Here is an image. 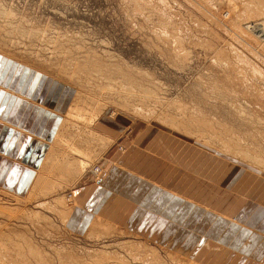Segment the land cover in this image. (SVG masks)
<instances>
[{"label":"rangeland","instance_id":"obj_1","mask_svg":"<svg viewBox=\"0 0 264 264\" xmlns=\"http://www.w3.org/2000/svg\"><path fill=\"white\" fill-rule=\"evenodd\" d=\"M255 2L253 0H249V3L246 0H231L230 3L229 0H0L1 10L10 16L8 18L5 15L6 17L3 16L0 20V54L8 56L10 58L8 60L12 58L20 65L32 68L31 70L51 76L53 80H64L65 83L71 84V81L65 80V77L70 76V79H75L73 84L75 83L78 89V98H83V103L86 104L79 103L81 109L79 111L75 109V114L70 116L72 120L70 131L74 134L81 131V127L83 132L88 129V121H94L100 113L96 112L99 104L101 113L109 112V116L114 112L119 113L121 118L127 121L130 127L127 126V132L123 135V131L118 132L121 137L130 134L132 126H137L142 121L148 124L149 128L158 126L157 128L165 133L167 128L156 121L163 119L167 124H169L168 120L172 119L177 125H186L191 132H200L202 131L200 128L205 127L210 128L212 132L219 128L218 131L223 130L222 132L225 133L230 129L241 134L246 127L238 125L235 129L233 125L235 123L232 122L239 120L234 115V120L228 115L230 111L235 112L232 106L235 102L238 101L237 105L240 103L242 106L246 105V109L249 108L250 115L255 119L261 117L264 120V34L261 37L259 35L262 34L261 32L258 33L255 29L251 31L246 27L250 22L259 21L264 16V12H258L252 7ZM247 3L253 5L248 6ZM84 63L86 65L83 66ZM79 64L81 70L78 69ZM76 65L78 67H75ZM12 70L13 67H8L9 72ZM73 72L77 76L73 75ZM99 73L102 75L101 78ZM105 75L111 77L109 79L111 83L107 82L108 78H105ZM127 76L136 80L138 85L145 84L138 89L141 92L137 91L135 95L126 93L123 87L128 84ZM130 79L127 81L132 82ZM80 80L83 81L79 83ZM73 84L71 85L74 86ZM100 86L101 90L97 89ZM127 88L130 91L129 84ZM148 88L152 89L151 93ZM146 92H149V95ZM63 117L59 133L56 134L57 139H52L51 142L54 151L57 150L60 142L59 148L67 152L70 141H66L67 133L66 135L64 133L69 129L67 127L69 117L68 114H64ZM202 119L208 122V125L205 126L204 121L201 123ZM105 121L111 122L109 118ZM251 128L254 126H250L246 130L248 135H245L250 140L245 138V141L264 151V122L262 135L256 134ZM187 138L195 144L198 143V146L216 152V149L202 142H195L194 138ZM144 139L149 140L147 137ZM184 142L181 148L185 147ZM81 143L84 145L83 142ZM89 143L92 149L90 145L89 147L84 145L90 150L87 153L89 156L83 155L79 158L86 161L85 167L89 162H98L97 168L86 170L84 168L85 172L80 175L82 179L88 174L86 179L88 182L99 179L97 171L101 165H104L102 159L105 156L102 154L104 150L101 149L100 144L92 141ZM119 146L124 148L122 143ZM188 151L191 152L192 158L200 154L199 150L192 147H189ZM227 165L239 166L231 163ZM237 168L242 171L240 166ZM258 168L255 167L256 174L260 173L257 172ZM54 171H50L49 174L47 169L40 170L43 175L48 174L47 178L51 179L52 183L49 182V185L55 183L59 185H53L55 188L49 190L43 189L41 185L36 186L33 192L29 190L25 195L19 194L23 199L14 196L15 192L11 193L0 187V211L15 216L12 217L14 220L12 221L6 215H0L1 225L3 222L10 223L11 228L15 229L9 230L0 225L1 233L11 238L7 239V235L0 233V236H5L0 237L1 252L10 251L15 255L14 257L22 260L19 264H41V261L42 264L43 261L46 264H94L95 262L97 264L100 263L99 258L103 256L107 264H146L147 258L151 261L155 260V254L143 247L147 241L132 233L112 230V232L106 231L107 235L106 232L96 235L97 233L87 230L88 225L82 233L66 227L62 219V214L68 211L65 203L76 192L77 183L81 179L78 176L70 181L71 177H68L67 170ZM220 184L223 186L222 183ZM202 190L205 191L201 193L202 198L215 203L214 205L225 199L218 193H212L210 194L212 201L208 199L209 197L206 198V193L211 192L205 188ZM225 194L227 195V192ZM227 203V208L231 210L232 202L227 200ZM55 208L59 210L55 211ZM152 246L155 247L153 244ZM156 249L161 256L162 264H173L171 252L163 247ZM18 253L24 256L18 257ZM1 257L0 261L6 260L4 256ZM25 257L29 258L25 259ZM180 258L187 262L183 257Z\"/></svg>","mask_w":264,"mask_h":264},{"label":"crops","instance_id":"obj_2","mask_svg":"<svg viewBox=\"0 0 264 264\" xmlns=\"http://www.w3.org/2000/svg\"><path fill=\"white\" fill-rule=\"evenodd\" d=\"M58 81L0 54V187L11 193L31 189L74 99L75 89ZM121 117L100 126L124 148L117 142L105 153L100 183L88 182V174L77 183L72 227L82 233L87 222L102 215L150 239L166 238L170 248L206 263L264 264V175L240 172L237 162L218 152L155 133L142 122L121 137L118 132L123 135L129 127ZM189 147L200 154L192 158ZM203 188L211 192L206 198L218 193L225 199L214 205L202 198Z\"/></svg>","mask_w":264,"mask_h":264},{"label":"bare ground","instance_id":"obj_3","mask_svg":"<svg viewBox=\"0 0 264 264\" xmlns=\"http://www.w3.org/2000/svg\"><path fill=\"white\" fill-rule=\"evenodd\" d=\"M209 1V0H208ZM242 1V0H241ZM250 1H252V0H250ZM254 2H255V0H253ZM137 2V1H136ZM216 2V1H215ZM231 2V0H229V3ZM246 2H248L249 3V0H246ZM247 3V4H248ZM253 5V3H250V4H248V6H252ZM231 6V5H230ZM154 7V6H153ZM237 7V6H236ZM253 8H255L256 10H258V12L260 11L261 13L262 12H264V0H257V2H255V4H254V6H252ZM205 8V7H204ZM250 8V7H249ZM207 9V8H206ZM235 10H236V8H235ZM201 11H203V9L201 8ZM245 11V9H243V12ZM249 11V10H248ZM235 13V12H234ZM158 14V13H157ZM239 14V13H238ZM242 14V13H241ZM245 14V13H244ZM248 14V13H247ZM5 15H7V14H5V13H3V11L1 10V8H0V20L3 18V16H5ZM211 15V14H210ZM240 16V15H239ZM242 16V15H241ZM240 16V17H241ZM6 17V16H5ZM7 17L8 18H10V16H9V14L7 15ZM213 17V16H212ZM231 17V16H230ZM255 17V16H254ZM7 18V19H8ZM208 18V17H207ZM258 18V17H257ZM260 18V17H259ZM243 19H244V17H243ZM256 19V18H255ZM256 21V20H255ZM253 21V22H250L249 24H247L246 25V27H247V29H249V30H253V29H255V31L257 32L258 31V33L259 32H261L262 34H259L260 36L261 35H263L264 34V16L262 17V19L260 18V20L259 21ZM218 22V21H217ZM219 23V22H218ZM239 25V24H238ZM228 26V25H227ZM235 26V25H234ZM240 26V25H239ZM4 27V26H3ZM171 27V26H170ZM240 29V28H239ZM238 30V29H237ZM236 30V31H237ZM242 31H244V30H242ZM212 32V31H211ZM258 35V36H259ZM264 36V35H263ZM179 37V36H178ZM252 37V36H251ZM262 37V36H261ZM256 38V37H255ZM172 39V38H171ZM176 39V38H175ZM257 39V38H256ZM260 40V39H259ZM2 41H3V43H4V38L2 39ZM257 41V40H256ZM257 43V42H256ZM262 44V43H261ZM260 44V45H261ZM203 46V45H202ZM258 47V46H257ZM263 48V47H262ZM181 52H182V50H181ZM3 55V54H2ZM3 56H5V55H3ZM220 56V55H219ZM6 57V56H5ZM7 58H9L8 56H7ZM179 58V57H178ZM187 58V57H186ZM6 59V58H5ZM10 59V58H9ZM12 59V58H11ZM219 59V58H218ZM99 60V59H98ZM231 60V59H230ZM96 61V60H95ZM2 62H3V60H2ZM239 62V61H238ZM101 63V62H100ZM230 63V62H229ZM84 65H86L85 63L83 64V66ZM29 66V65H28ZM97 66V65H96ZM105 66V65H104ZM22 67H24V69L26 70V68H27V66H22ZM75 67H78L77 65L75 66ZM100 67V66H99ZM106 67V66H105ZM32 69V68H31ZM34 69H35V67H34ZM78 69H80V64H79V67H78ZM98 69V68H97ZM101 69V68H100ZM104 68H102V71H104L103 70ZM112 69V68H111ZM242 69V68H241ZM81 70V69H80ZM232 70V69H231ZM100 72H102L101 70H99ZM98 71V72H99ZM106 71V70H105ZM248 71V70H247ZM78 72V71H77ZM80 72V71H79ZM117 72V71H116ZM86 73V72H85ZM88 74V73H87ZM92 74V73H91ZM90 74V75H91ZM94 74H95V72H94ZM94 74H93V76H94ZM96 74H97V72H96ZM100 74V78H101V73H99ZM103 74H104V72H103ZM73 75H76V73L75 72H73ZM82 75V74H81ZM114 75V74H113ZM123 75V74H122ZM77 76V75H76ZM97 76V75H96ZM104 76V75H103ZM106 76V75H105ZM145 76V75H144ZM46 77V76H45ZM48 77H50L51 78V76H48ZM79 77H81V76H79ZM92 77V76H91ZM98 77V76H97ZM129 77H131V76H127V78H129ZM136 77V76H135ZM142 77V76H141ZM255 77V76H254ZM92 78H94V77H92ZM105 78H108V79H106L107 80V82H109V83H111V80H109V79H111V77H108V76H106ZM52 79V78H51ZM83 79V78H82ZM97 79V78H96ZM114 79V78H113ZM130 79V78H129ZM129 79H127V80H129ZM53 80V79H52ZM65 80H70L71 82V84H73V80H75V79H70V76H68V77H65ZM79 80V79H78ZM98 80V79H97ZM100 80V79H99ZM126 80V82H128V84H129V87H130V91H128L127 89V87H128V84L127 85H124V87L123 88H125V91H126V93L128 92V93H131L132 95L134 94H136L137 93V91H138V89H140L142 86H144L145 84H142V83H139V85L135 82L136 80H133V78L132 79H130L132 82H130V81H127ZM237 80H239V79H237ZM53 81H55V80H53ZM83 81V80H82ZM81 80L79 81V83H81L82 82ZM87 81V80H86ZM58 82H60V83H62V84H64V86L66 85H70L71 87H73V89H75V95H74V99L72 100V102L70 103V106L67 108V110L65 111V114H68V119H69V121L67 122V120H66V122H67V124H69V126H67V127H69V129H67L66 130V132L64 133L65 135H66V133H67V140L66 141H70V142H68V143H70V145H69V147H67L69 150L67 151V152H65V150H61V148H59L60 146V142H59V144H58V146H57V150H55L54 151V147H53V143L50 141V147H49V149H48V153L46 154V158L44 159V161H43V163H42V166H41V168L38 170V174H36V179H35V181H34V183H33V187H31V189H30V192L32 191H34V189H36L37 187H40V185L41 186H43V189H48L49 190V188L50 189H52V188H55V187H53V185L51 186V182H50V180H48V178L47 177H49L48 176V174L47 173H49V174H51L50 173V171H54V172H56L57 171V169L58 170H63V172H65L66 170L69 172V174H68V177L71 179L70 181H72V178H74V180H75V178H77L78 176H79V179H81V177H80V175H83V173L85 172L84 171V168H85V170L87 169V168H94V167H98L97 166V163H87V166L85 167V165H86V161H84V160H81V159H79L80 157H83V155H87V153H89L88 151H90V150H88V148H86V147H84V145H87L88 147H89V145H90V148H91V144L89 143V142H94V143H98V144H100L99 146L101 147V149L102 150H104L103 152H102V154L103 155H105V153L108 151V149L109 148H111V147H113L115 144H117V142H119V140H117L116 138H115V136L113 137V136H111L109 133H107V132H103V131H101V128H100V126H102V123L106 120V118H109L110 119V121L111 122H116L117 120V118H118V116H120L119 115V113H115L114 112V114L113 115H111V116H109V112H102L101 113V109H100V104L97 106V109H98V111H96V112H100L99 113V115H97V117H96V119L94 120V121H88V129L87 130H84V132L82 131L83 130V128L81 127V131H79V132H75V134L73 133V132H71L70 130V128H72V120L70 119V116H72V115H74L75 114V112H74V110L75 109H78V111L81 109V107L79 106V103H83V98H78L79 96V93H78V89H77V87L75 86L76 84L74 83L73 85L74 86H72L71 84H67V83H65V81L64 80H59ZM75 82V81H74ZM76 82H78L77 80H76ZM154 82V81H153ZM206 82V81H205ZM52 83V82H51ZM125 83V82H124ZM131 84V85H130ZM80 85V84H79ZM155 85V84H154ZM209 85V84H208ZM102 86V89L104 90V88H103V85H101ZM101 86H100V88H98L97 87V89H100L101 90ZM127 86V87H126ZM136 88H134V87ZM138 86V87H137ZM109 87H112V86H109ZM116 87H117V85H116ZM114 88H115V85H114ZM106 89V88H105ZM113 89V88H112ZM112 89H109V90H111V92L113 91ZM119 89V88H118ZM117 89V90H118ZM144 89H147V88H145L144 87ZM149 89V92L151 93L152 92V89H150V88H148ZM243 89V88H242ZM30 90V89H29ZM51 90V89H50ZM65 90V89H64ZM108 90V91H109ZM234 90V89H233ZM59 91V90H58ZM106 91V90H105ZM107 91V92H108ZM115 91V90H114ZM231 91V90H230ZM249 91V90H248ZM247 91V92H248ZM36 92V91H35ZM111 92H110V94H111ZM138 92H141V91H138ZM149 92L147 93L148 95H149ZM239 92V91H238ZM143 93V92H142ZM237 93V92H236ZM94 94H96V93H94ZM116 94H117V92H116ZM122 94V93H121ZM141 94V93H140ZM217 94V93H216ZM238 94V93H237ZM112 95V94H111ZM143 94H141V96H142ZM224 95V94H223ZM249 95V94H248ZM96 96V95H95ZM98 96V95H97ZM126 96V95H125ZM153 96V95H152ZM217 96H219V94L217 95ZM237 96V95H236ZM143 97H144V95H143ZM125 98V97H124ZM233 98V97H232ZM237 98V97H236ZM238 98H239V96H238ZM258 98V97H257ZM86 99V98H85ZM77 100V101H76ZM144 100V99H143ZM223 100V99H222ZM230 100H232V99H230ZM235 100V99H234ZM237 100V99H236ZM246 100V99H245ZM88 101V100H87ZM219 101H220V99H219ZM225 101V100H224ZM77 102H78V106H77ZM128 102H130V101H128ZM238 102V101H237ZM237 102H235L236 103V105H235V103L232 105L233 106V108H235V112L233 113V112H228V115H230L231 116V118L233 117V115H234V117L235 118H238V120L239 121H234V122H232V123H235V124H233L234 125V127H235V129H237L236 128V126H238V125H240V127H241V125L244 127H246L245 128V130H243L244 132L243 133H241L240 134V132L238 133L237 131V133L235 132V131H233V130H230L229 129V127H227L229 130H227L228 132H222L221 130V132L220 131H218V129L217 130H214L213 132L211 131V130H209L210 128H205V127H203V128H200L202 131H200V132H198V131H194V132H191V130L188 128V127H186V125L184 126V125H180L179 123V125H177V124H175V123H173L174 121H172V119L171 120H168L169 122V124H167V123H165L166 121H164L165 119H163L162 121H160V120H156L158 123H160L161 125H163V126H165V129L167 128V132H165L166 134H175L177 137H179V138H181L182 140L184 139L185 140V138H187V137H189V138H194L196 141L195 142H202V143H204L205 145H208L209 147H211L212 149H216V152H219V154H223V157H227L228 159H230L231 160V162H233V163H236L237 165H239L241 168H245L246 170L248 169V170H250L251 172H253V173H256V169H255V167H259L258 169H257V172L258 171H260V173H262V174H264V151H261L260 150V148L259 147H257V146H252V144H250L249 143V141H248V143L245 141L246 139H248V138H246L245 137V135H248L246 132V130L247 129H249V127L250 126H254V128H251V129H253L252 131L253 132H255L256 134H259L260 133V135H262L261 133H263V122H264V120L261 118V117H257V119H255L254 117H252L251 115H250V111H249V108H247L246 109V105H240V104H242V103H240V104H238L241 108L243 107V109H241L240 107H238L237 108ZM241 102H242V99H241ZM246 102V101H245ZM68 103V102H67ZM122 103V102H121ZM127 103V102H126ZM65 104V103H64ZM83 104H86V103H83ZM211 104V103H210ZM224 104H225V102H224ZM247 104V103H246ZM81 105V104H80ZM138 105V104H137ZM142 105V104H141ZM230 105V104H229ZM235 105V106H234ZM250 105V104H249ZM74 106H76L77 108H75ZM133 106V105H132ZM214 108V107H213ZM220 108V107H219ZM192 109V108H191ZM201 109V108H200ZM224 109V108H223ZM211 110V109H210ZM227 110V109H226ZM228 110H230V109H228ZM223 111V110H222ZM215 112V111H214ZM225 112V111H224ZM78 114H81V113H78ZM94 115V114H93ZM93 115H91L92 117H93ZM229 116V117H230ZM75 116H73L72 118H74ZM226 117V116H225ZM234 117H233V120H234ZM64 118V117H63ZM66 118V117H65ZM169 118V117H168ZM192 118V117H191ZM91 119V118H90ZM211 119V118H210ZM74 120H75V118H74ZM152 122H156L155 120H151ZM203 119H202V122L201 123H203ZM211 121V120H210ZM210 121H209V123H210ZM65 122V123H66ZM152 122H150L151 124H152ZM171 122V123H170ZM205 123H203V124H205V126L206 125H208V122H206V121H204ZM244 122V123H243ZM249 123V124H247V123ZM62 123V122H61ZM149 123V124H150ZM201 123H199V124H201ZM220 123H222V122H220ZM229 123V122H228ZM231 123V122H230ZM229 123V124H230ZM231 123V124H232ZM243 123V124H242ZM143 124V121H142V123H141V125ZM150 124V125H151ZM202 124V125H203ZM213 124H215V123H213ZM228 124V125H229ZM257 124H259V125H257ZM86 125H87V123H86ZM86 125H85V129H86ZM148 125V124H147ZM195 125V124H194ZM256 125V126H255ZM71 126V127H70ZM106 126V125H105ZM128 126V125H127ZM152 126V125H151ZM182 126V127H181ZM191 126H192V123H191ZM197 126V125H196ZM219 126H220V124H219ZM104 127V126H103ZM130 127V126H129ZM153 127V126H152ZM158 127V126H157ZM151 128V130L150 131H154V130H156V129H158L161 133L163 132L164 133V131L163 130H161V129H159V128ZM232 127V126H231ZM182 128V129H181ZM195 128H197V127H195ZM216 127H214V129H215ZM256 128V129H255ZM222 129V128H221ZM232 129H233V127H232ZM78 130V129H77ZM195 130V129H194ZM197 130H199V129H197ZM59 131V130H58ZM57 131V132H58ZM204 131H206V132H204ZM125 132H127L126 130H125ZM156 132V131H155ZM59 133V132H58ZM193 133V134H192ZM204 133V134H203ZM222 133H225V134H222ZM57 134V133H56ZM196 134H199V135H196ZM56 136L57 135H55V137L53 138V139H55L56 138ZM251 136H253V135H251ZM64 137V136H63ZM62 137V138H63ZM202 137V138H201ZM61 138V137H60ZM175 138V137H174ZM204 138H205V140H204ZM246 138V139H245ZM258 138V137H257ZM57 139V138H56ZM55 139V140H56ZM65 139V138H64ZM188 139V138H187ZM59 140V139H58ZM89 140H91V141H89ZM248 140H250V139H248ZM256 140V139H255ZM61 141V140H60ZM97 141V142H96ZM191 141V140H190ZM81 142H83L84 143V145L81 143ZM253 143V142H252ZM63 144V143H62ZM97 144V145H98ZM198 144V143H197ZM96 145V146H97ZM191 145V144H190ZM54 146H56V143H54ZM93 146V145H92ZM120 147V146H119ZM197 148V147H196ZM65 149H66V147H65ZM92 149V148H91ZM92 151V150H91ZM210 151H212V150H210ZM107 154V153H106ZM218 154V153H217ZM87 156H89V155H87ZM105 157V156H104ZM103 157V158H104ZM234 159H237V160H235L234 161ZM239 160V161H238ZM104 164V163H103ZM243 164H245V165H243ZM47 169V176H46V178L47 179H45L44 177H45V175H43L41 172H40V170L41 169ZM262 169V170H261ZM106 168H105V166L103 165H101L100 167H99V171H97V175H99V176H97L99 179L96 181V182H98V183H100V181L103 179L102 177L105 175V173H106ZM96 171V170H95ZM248 172V171H247ZM259 173V172H258ZM259 173V174H260ZM79 181V180H78ZM49 182L51 183L50 185H49ZM39 183V184H38ZM37 184V185H36ZM55 185H56V183H55ZM54 185V186H55ZM57 185H59V183L57 184ZM56 185V186H57ZM37 186V187H36ZM62 186V185H61ZM60 187V186H59ZM45 189V190H46ZM180 189V188H179ZM47 190V191H48ZM55 190V189H54ZM61 190V189H60ZM51 191V190H50ZM11 192V191H10ZM29 192V191H28ZM28 192H26V193H24L23 195H25V194H27ZM16 193V192H15ZM13 194L14 196H16L18 199H23V196L22 195H19V193L17 194ZM44 193H46V192H44ZM30 194H32V193H30ZM47 194V193H46ZM67 194V193H66ZM73 194V193H72ZM29 195V194H28ZM68 196V195H67ZM26 197V196H25ZM63 198V197H62ZM70 198V202L67 200V203H65V204H67V208H68V211H66L65 213H61L62 214V219H63V221H64V224L66 225V227L68 226V227H70L73 231L75 230V231H78V229H76L75 227H72L73 226V222H74V219L76 218V215H77V213H75V209H77V198H75V193L72 195V197H69ZM59 199V198H58ZM65 202V201H64ZM53 205V204H52ZM63 206H64V203H63ZM2 207V206H1ZM51 207V206H50ZM54 207V206H53ZM56 207V206H55ZM65 207V206H64ZM63 207V208H64ZM66 208V209H67ZM11 209V208H10ZM50 209V208H49ZM54 209V208H53ZM0 210H1V208H0ZM57 210H59V209H57ZM56 210V208H55V211H57ZM78 210V209H77ZM1 212V211H0ZM6 215L7 216V218H9V219H13L12 217H15V216H13V215H10V214H8V213H6L5 214V212H1L0 213V215ZM13 214V213H12ZM60 217V216H59ZM232 217V216H231ZM19 218V217H18ZM8 219V220H9ZM36 219V218H35ZM35 219H32V220H35ZM230 219V218H229ZM227 220V219H226ZM12 221H14V220H12ZM235 222H240V220L238 219V217H236L235 218V220H234ZM53 222V221H52ZM1 223V222H0ZM88 224V228L89 229H87V230H89L90 232L92 231L93 233H97L96 235H101V234H99V233H105L106 231H108V232H112V230L114 231V232H123V233H129V234H133V235H135V236H138V237H140L141 239H143V240H146L147 241V244L145 243L144 244V248L146 247V249L148 248L150 251H152V253H154L155 254V260L154 261H151V260H149L148 258L146 259V261H145V263L146 264H160L161 263V261H162V259H161V256H160V254H159V252L157 251V249L156 248H160V247H163V248H165L166 250H168L169 252H171V254H172V259H173V261L171 260V262L173 263V264H210V263H206L204 260L202 261V259L201 258H199V257H197V258H195L193 255H191L190 253L188 254L187 252L186 253H184L183 251H184V249H182V250H177L175 247L172 249V248H170L169 246H168V244L166 245L165 244V242H164V239L162 240L161 239V241L159 242L158 241V239H150V238H148L147 236H144V235H142V234H140V233H138V232H136V231H132V229H129V228H127L126 226H122V225H120L119 223H115V222H113V221H111L110 219H107V217H105V216H94L89 222H87ZM39 224V223H38ZM46 225H47V223H45ZM1 225V224H0ZM24 225H26V224H24ZM3 226H5V227H7L6 229H9V230H13V228H11V226H10V223H6V222H3V224L1 225V227H3ZM29 226V225H28ZM50 226V225H49ZM52 226V225H51ZM54 226V225H53ZM25 228H26V226H25ZM28 228V227H27ZM53 228V227H52ZM2 229V228H1ZM45 229V228H44ZM8 230V231H9ZM15 230V229H14ZM13 230V231H14ZM171 230V229H170ZM2 231V230H1ZM1 231H0V233H1ZM6 231V230H5ZM29 231V230H28ZM40 231V230H39ZM89 231H87V232H89ZM12 232V231H11ZM18 232V231H17ZM85 232V231H84ZM3 233V232H2ZM1 233V234H2ZM5 233H7V232H5ZM14 233V232H13ZM43 233V232H42ZM4 234V233H3ZM10 234V233H9ZM91 234V233H90ZM4 235H7V234H4ZM4 235H2V236H0L1 238L4 236ZM106 235H107V232H106ZM147 235V234H146ZM176 235V234H175ZM178 235V234H177ZM16 235H14V237H15ZM93 236H94V234H93ZM110 236H112V235H110ZM5 237V236H4ZM7 237V239H11L10 237H9V235H7L6 236ZM9 237V238H8ZM153 237V236H152ZM30 239V238H29ZM1 240H3V239H1ZM36 240V239H35ZM142 240V241H143ZM13 241V240H12ZM2 242V241H1ZM0 242V243H1ZM17 242V241H16ZM28 242V241H27ZM145 242V241H144ZM3 243H4V241H3ZM6 243V242H5ZM29 244V243H28ZM152 244L153 245H155V247L154 246H152ZM3 246H4V248L6 249L7 247H5V245L3 244ZM3 246H1V247H3ZM14 247V246H13ZM17 247V246H16ZM33 247V246H32ZM18 249V248H17ZM0 250H1V248H0ZM3 250V249H2ZM11 250V249H10ZM15 250V249H14ZM161 250H162V248H161ZM144 251V250H143ZM215 251V250H214ZM222 251V250H221ZM12 252H14V251H12ZM37 252V251H36ZM39 252V251H38ZM223 252V251H222ZM0 253L2 254V255H0V260H2V257L1 256H4V258H6V260H7V262L5 263V261L6 260H4L3 259V261H0V264H19V261H20V263H21V261L22 260H20V258H17V257H14L15 255H13L12 253H10V251L8 252L7 250L6 251H4V252H1L0 251ZM22 253V252H21ZM17 254V256L18 257H21V255H22V257L24 256V254ZM151 253V252H150ZM149 253V254H150ZM151 253V254H152ZM39 254H41V252L39 253ZM150 254V255H151ZM20 255V256H19ZM37 255V254H36ZM35 255V256H36ZM153 255V254H152ZM27 256V255H26ZM106 257V256H105ZM111 257V256H110ZM180 257H183L185 260H187V262H184ZM27 258H29V257H27ZM26 257H25V259H27ZM44 258V257H43ZM46 258V257H45ZM93 258V257H92ZM99 258V257H98ZM23 259V258H22ZM42 258H40V260H41ZM47 259V258H46ZM62 259H65V258H62ZM95 259H97V258H95ZM24 260V259H23ZM45 260V259H44ZM89 260V259H88ZM93 260V259H92ZM109 260V259H108ZM100 263L102 262V264H107V260L104 258V256L102 257V258H99V260H98ZM126 261V260H125ZM44 262V264H46L45 263V261H43ZM74 262V261H73ZM94 262H95V260H94ZM112 262V261H111ZM49 263V262H48ZM90 263V262H89ZM93 263V262H92ZM96 263V262H95ZM94 263V264H95ZM100 263H97V264H100ZM24 264V263H23ZM39 264V263H38ZM41 264H42V261H41ZM68 264V263H67ZM109 264V263H108ZM112 264V263H111ZM121 264H126V263H121ZM128 264V263H127ZM162 264V263H161Z\"/></svg>","mask_w":264,"mask_h":264}]
</instances>
